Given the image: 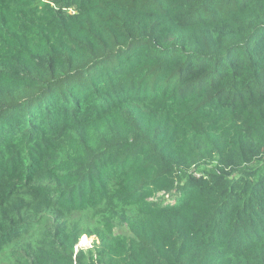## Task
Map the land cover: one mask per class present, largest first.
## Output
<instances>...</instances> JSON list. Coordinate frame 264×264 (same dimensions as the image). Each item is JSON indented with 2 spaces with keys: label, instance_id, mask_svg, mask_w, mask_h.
Returning <instances> with one entry per match:
<instances>
[{
  "label": "trees",
  "instance_id": "trees-1",
  "mask_svg": "<svg viewBox=\"0 0 264 264\" xmlns=\"http://www.w3.org/2000/svg\"><path fill=\"white\" fill-rule=\"evenodd\" d=\"M24 238L7 264H264V0H0V249Z\"/></svg>",
  "mask_w": 264,
  "mask_h": 264
},
{
  "label": "rangeland",
  "instance_id": "rangeland-1",
  "mask_svg": "<svg viewBox=\"0 0 264 264\" xmlns=\"http://www.w3.org/2000/svg\"><path fill=\"white\" fill-rule=\"evenodd\" d=\"M52 221H53V217H52L51 213L46 211L44 213L42 221L36 225V228L29 234V237L32 240L35 239L38 235H40V232L45 227H48L50 225V223ZM84 236L86 237L85 242H82L83 235H81L79 237V239L77 241V244L74 247V251L75 252L78 249H83V250L90 249L93 246L94 243L97 244L98 241L96 240V238L93 235L87 236L85 234ZM27 242H29V238H24L23 240L18 241V242H16L13 245L5 246L2 249H0V264H7L12 259L14 254H18L21 251H23L24 245ZM86 243H88V244H86Z\"/></svg>",
  "mask_w": 264,
  "mask_h": 264
},
{
  "label": "bare ground",
  "instance_id": "bare-ground-1",
  "mask_svg": "<svg viewBox=\"0 0 264 264\" xmlns=\"http://www.w3.org/2000/svg\"><path fill=\"white\" fill-rule=\"evenodd\" d=\"M85 239H86V237L83 235V237H82V242H85ZM81 240V239H80ZM84 244V243H83ZM86 244H88V243H86ZM80 245V244H79Z\"/></svg>",
  "mask_w": 264,
  "mask_h": 264
}]
</instances>
